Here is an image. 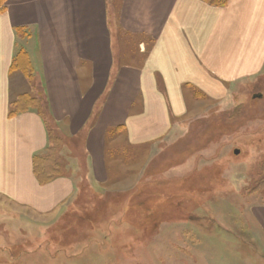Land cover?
I'll use <instances>...</instances> for the list:
<instances>
[{
  "label": "crops",
  "instance_id": "crops-1",
  "mask_svg": "<svg viewBox=\"0 0 264 264\" xmlns=\"http://www.w3.org/2000/svg\"><path fill=\"white\" fill-rule=\"evenodd\" d=\"M20 50L49 117L10 114L33 86L13 68ZM263 71L264 0H8L0 11V198L46 214L75 195L74 176L41 183L34 172L50 121L71 137L86 130L90 169L104 181L110 146L154 143L196 104ZM251 212L264 235V205Z\"/></svg>",
  "mask_w": 264,
  "mask_h": 264
},
{
  "label": "rangeland",
  "instance_id": "rangeland-1",
  "mask_svg": "<svg viewBox=\"0 0 264 264\" xmlns=\"http://www.w3.org/2000/svg\"><path fill=\"white\" fill-rule=\"evenodd\" d=\"M28 72L33 86L22 95L40 100L49 117ZM31 103L21 107L35 110ZM49 125L42 161L75 177V195L46 214L0 198V264H264L251 214L264 205V71L196 104L154 143L110 146L104 181L90 169L86 130L71 137Z\"/></svg>",
  "mask_w": 264,
  "mask_h": 264
},
{
  "label": "trees",
  "instance_id": "trees-1",
  "mask_svg": "<svg viewBox=\"0 0 264 264\" xmlns=\"http://www.w3.org/2000/svg\"><path fill=\"white\" fill-rule=\"evenodd\" d=\"M206 2L213 4V5H223L226 3L227 0H205ZM26 59L27 64H23L22 60ZM13 68L14 69H23V73L24 75L28 78V70L30 71V73L33 72L31 64H30V60L29 57L27 55V53L24 50H20L18 51V53L16 54L14 63H13ZM23 101H30V103L32 102L34 104V107L36 108L35 111H37L39 114L41 115H45L42 111V103L40 102V100H37L36 98H29L27 95H20L11 105V109H10V114L14 115L16 113L19 112H24V111H28L29 109L26 108H22V103ZM31 103V106H32ZM46 117V116H45ZM52 131L51 128L49 127V136H50V142L52 140L51 137ZM51 150V146L49 145L48 148L46 149ZM44 153V152H43ZM42 153L41 154H37L34 156V172L38 178V180L41 183H46L50 180H52L54 177H56L58 174L56 173V171H53L51 169V167H49L48 165H45L42 161V159H44L42 157Z\"/></svg>",
  "mask_w": 264,
  "mask_h": 264
},
{
  "label": "water",
  "instance_id": "water-1",
  "mask_svg": "<svg viewBox=\"0 0 264 264\" xmlns=\"http://www.w3.org/2000/svg\"><path fill=\"white\" fill-rule=\"evenodd\" d=\"M235 153L238 154L239 153V150H236Z\"/></svg>",
  "mask_w": 264,
  "mask_h": 264
}]
</instances>
